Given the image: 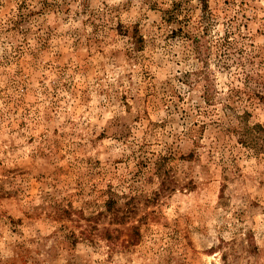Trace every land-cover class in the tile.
Masks as SVG:
<instances>
[{
	"label": "rangeland",
	"instance_id": "1",
	"mask_svg": "<svg viewBox=\"0 0 264 264\" xmlns=\"http://www.w3.org/2000/svg\"><path fill=\"white\" fill-rule=\"evenodd\" d=\"M0 264H264V0H0Z\"/></svg>",
	"mask_w": 264,
	"mask_h": 264
}]
</instances>
